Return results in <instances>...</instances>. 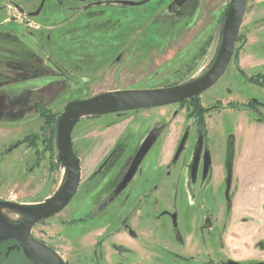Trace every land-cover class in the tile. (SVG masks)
<instances>
[{
    "label": "rangeland",
    "instance_id": "rangeland-1",
    "mask_svg": "<svg viewBox=\"0 0 264 264\" xmlns=\"http://www.w3.org/2000/svg\"><path fill=\"white\" fill-rule=\"evenodd\" d=\"M230 2L188 0L173 5L171 0H154L148 16H117V11L111 10L106 16L77 18L71 26L57 32L48 27L70 23L78 16H41L30 32L11 21L18 17L17 5L0 0V22L8 18L0 28V200L24 205L42 203L66 180V168L57 166L56 144L51 150L45 149L39 139L33 147H29L30 141L12 153L6 151L19 139L41 135L48 115L54 126L71 101L112 91L185 84L208 71L216 61L223 14ZM235 60L246 67L249 76L264 74V0H249ZM37 63L42 70L36 78L18 81L10 75L13 72L9 73L15 64ZM229 99L241 105L258 102L260 113L249 108L225 109L211 118L205 117L210 128L207 145L215 175L213 180H204L199 173L195 184L187 168L192 161V147L186 148L170 176L168 169L156 168L162 158V164H171L182 132L191 129L190 142L196 136L195 123L185 108L175 105L134 116L109 115L100 120L104 128L98 129L96 137L111 152L104 164L100 162L104 151L98 146L96 150L87 148L83 144V124L78 125L73 136L83 165L78 194L63 212L37 224L33 237L54 250L66 264H114L116 260L105 242L109 235L116 236L112 239L118 247L126 244L132 248L137 244L130 238L124 239L127 236L122 233V221H118L120 227L113 223L111 228L109 222L120 214L123 217L130 204L140 205L141 191L159 188L140 207L153 217L142 215L147 229L144 239L151 254L141 253V259L124 255L117 262L204 264L213 260L228 264V249L223 244L227 225V216L223 220V215L228 201L224 181L228 144L231 138L234 145L237 140V144L240 140L246 143L258 133L245 130V125L247 120L264 118V87L246 83L237 73L235 63H231L222 79L200 100L204 107H211ZM40 105L48 111L44 117ZM159 133L144 153L146 170L142 171L147 176L134 177L131 168L137 153L145 139ZM259 158L264 155L259 154ZM112 190L114 194L122 192L115 206L120 204L124 210L112 212L111 208L95 218L92 212L100 208ZM132 191L136 201L130 196ZM165 211L176 215V229ZM84 217L87 222L82 223ZM118 231L121 234L114 235ZM180 236L187 245L181 244ZM126 250L121 252L128 254ZM263 255L260 251L261 258ZM100 257L106 258V263ZM259 261L264 263V259Z\"/></svg>",
    "mask_w": 264,
    "mask_h": 264
},
{
    "label": "flooded vegetation",
    "instance_id": "flooded-vegetation-1",
    "mask_svg": "<svg viewBox=\"0 0 264 264\" xmlns=\"http://www.w3.org/2000/svg\"><path fill=\"white\" fill-rule=\"evenodd\" d=\"M3 1H8V2H11V3L17 5L16 8H17V16L18 17L17 18L13 17V19L11 21L13 23H17L23 29V31H25V30L30 31L31 30L30 28L33 27V25H36L37 21L35 22V20H37V18H40L41 16H78V17L74 18L72 20V22H70V23L66 22V24H65V23L59 22L60 24L55 26V27H48V28H51V31L57 32V31L65 30L66 29L65 27H67V26H71L74 23V20L77 18L81 19L84 16H106V13H108V11H111V10H114L115 12L117 11V13H118L117 16H148V14H149L148 12L150 11V4L154 0H1V2H3ZM180 1L181 2H178L176 0H171V4L176 5L178 3L177 5H181L185 2H187L188 0H180ZM193 1H195V3H196L197 0H193ZM58 5H61V6H58ZM228 6H229V4H228ZM228 6H227V8H228ZM227 8H226V10H227ZM137 10H139L140 12L141 11H143V12H141V14H139ZM226 10H225V12H226ZM225 12H224L223 16H225ZM6 21H8V18L4 17L3 20L0 22V28L4 25V23ZM41 28H44V26L40 27L39 29H41ZM51 31H48V32H51ZM30 32H32V31H30ZM30 34H33V33H30ZM239 42H240V34H239L238 39H237V43H239ZM237 43H236V45H237ZM235 59H236V48H235L234 56H233L231 63H235L237 73L245 80L246 83L257 86V87H260V86L264 87L263 86L264 74L257 73L256 75L249 76L247 73L246 67L244 68V66L240 65L239 61H237ZM10 70H12V71H9V73L10 72L14 73V75L13 74H10V75H12L14 77V79L20 81V80H28V79L36 78V76L41 74L42 68H41V66H39L38 63L37 64H15L11 67ZM178 85H182V84H175V85L169 86V87H175ZM169 87H164V88H169ZM156 89H161V88H156ZM134 90H151V89H134ZM203 95H204V93L199 95V96L193 97L189 100H186L182 103H178V104H174V105H167V106H162V107H156V108H150V109H144V110H134V111H128V112H121V113H110V114L86 117V118L81 119L78 122V124L75 126L73 133H72L73 149H74V152H75L77 158L80 161L81 180H82V174H83L82 158L77 153V149L75 148V143H74V139H73V136L75 135V132H76V129L78 128L77 127L78 125L83 124V129H84V134H85V136L83 137V144H87V148H92V149H95L98 146V147H100L101 150L104 151L102 159L100 160V162H102V164H104V162L107 160V158L109 157L111 152L109 150L110 147L109 148L108 147L103 148L102 146L105 143L100 142L99 137L98 138L96 137L95 133L98 131L99 128L103 127L100 125V120L109 117V115L132 114L134 116V115H139L141 113H144V111H156V110L161 109V108L171 107V106H175V105H179L180 107L186 109L189 117L195 123V131L194 132H195L196 136H194L193 142H190L191 138L193 137V133H192L191 129H189L188 131L186 130V131L182 132L180 144L178 145L177 150L173 155V159L171 160V164L168 161L166 163L162 164V161H164V158H162L161 162L158 163L156 168L157 169H161V168L168 169L167 173H169L168 176H170L174 167L179 163L180 158H181L182 154L185 152L186 148L192 147V161L187 165V168L192 175V179H193L194 184L197 182V180L199 178V173L202 174V177L204 178V180H206L209 177H211V180H213L214 175H215L214 167H213L212 162H211V158L209 155V149H208V145H207L208 136L210 134V128L208 126V123L205 120V117L209 116V118H211L215 112H220L221 110H225V109L241 111L242 109L249 108V109L254 110L257 114L260 113V111H259V107H258L259 106L258 102L252 101L250 103L241 105L239 102H237L234 99H229L227 103L217 102V104L215 103L214 106L204 107V105L202 104V102L200 100ZM87 99H89V98H87ZM81 100H85V99H81ZM74 101H76V100H74ZM38 107L40 108V111L42 109H44V107H41V105ZM64 110H65V108H64ZM45 112H48V111L45 109ZM58 119L54 123V126H53L56 130V137L54 140V144H56V145H57L56 138H57V122H58ZM175 119H174V121H175ZM254 122H256L258 124L263 123L264 118L263 117L262 118L257 117L254 119ZM99 132H100V130H99ZM31 135H33V134H31ZM160 135H161V133H159V135L151 134L147 140L145 139L144 146H143L142 150L141 151L139 150V154L137 153V156L135 157V160L133 161V164H132L131 174L133 176L134 175L135 176L138 175L139 177L147 176V173L143 172L146 170V168L143 167L145 165V159H144L145 154L144 153L146 151V148L150 147V145H151L150 143H152V140L154 138L157 139V137H159ZM163 136H164V134H163ZM163 136H162V138H163ZM23 139L17 140L16 144H18ZM184 139H185V142L183 144ZM231 140H233V138H231ZM231 140H230V143L233 145V148H234L233 149L234 150V156H233L231 187H230V190L228 191V193H227L228 172H227V165L226 164H225L226 174L224 176V181L226 183V195L228 198V201L226 204V211H225V214L223 215V220H225L224 219L225 215L227 216V219L224 221L226 223H228L230 216H231V213H232V202H233V197H234L233 170H234V160H235V145ZM230 143L228 144V148H229ZM22 145H24V144H20L19 147ZM10 147L7 148L6 151H8L10 149ZM19 147H17L16 149H18ZM181 147H182V151H181L179 157L177 158V153ZM57 148H58V146H57ZM58 154H59V149H58ZM227 155H228V149H227ZM227 155H226V162H227ZM58 162H59V157L57 155V163ZM61 166L64 167L62 164H61ZM97 166L94 168V171L97 170V168H98ZM139 170H141V171H139ZM94 171L91 174H93ZM219 172H221V171L219 170ZM101 174H102V172H101ZM217 176L219 178V175H217ZM80 185H81V181H80ZM80 185H79V187H80ZM78 191H79V188H78ZM78 191H77L76 195L78 194ZM157 192H159V188L153 192H151L149 190H148V192L147 191H141V195L143 198L141 201V204L140 205H137L135 203L130 204L124 210V206H121L120 204H118V206H115L116 202H120L119 198L123 195L122 192H118L117 194H114V191L112 190V192L109 194L108 198L104 200V202L100 206V208H98V210L92 212L94 214V217L97 218L99 215L106 213L108 211V209H111V208L113 209L112 212L124 210V212H123L124 216L121 217L122 215L120 214L119 215L120 217L119 218L117 217L118 219L113 220L112 222H109V225H110L109 227L111 228L113 223H116L118 226V221H122L123 226L125 227V231L122 233H124V236H127V237H124V239L130 238L131 240H133V242H136L137 245L133 246L131 248L130 246H128L126 244H121L118 247L116 242H114V240H113L116 236L109 235V237L106 239L105 242H107V245H109L110 250L113 253L111 255V257H113V259L116 260V263L114 262V264H119L117 262V260L119 259V257H123L124 255H125V257L126 256H130V257L134 256L138 259H141V257L138 256V255H141V253L143 255H146V254L150 255L151 254V248L148 247V245L145 243L147 241L144 239L147 235V231H146L147 229L143 226L145 220L142 219L143 218L142 215L147 216L148 219H152L153 217L149 216L148 213L145 214V211L140 209V207L143 203L147 204V202L150 200L152 195H154V193H157ZM135 194L136 193L132 191L130 193V196L134 197ZM133 200H135V197ZM68 205H67V207H68ZM63 211H61V212H63ZM60 213H58V214H60ZM58 214H56V215H58ZM164 215L171 217V219L174 222L173 228L176 229L177 228L176 215H173L169 211H165ZM136 221H137V223H135ZM81 222L82 223L87 222V221H85V217L81 220ZM118 227H120V226H118ZM118 227H115V230H117ZM127 227H128V230L126 229ZM225 227H227V225ZM130 233H132V235H129ZM107 234H109V233H107ZM120 234H121V231L114 233V235H117V236H119ZM225 235H226V228H225ZM180 241H181V244L183 246H185V244L187 245V243L184 242V240L182 239L181 236H180ZM12 244L15 245V243H12ZM223 244L226 247L225 242H223ZM189 246H192V243L191 244L189 243ZM258 247L261 250L264 249V243L260 244ZM113 248H114V250H113ZM124 249H128L125 252L128 254H123L121 252ZM19 252H22V250H20ZM22 254H23V252H22ZM228 254H229V252H228ZM100 259H102L103 262L106 263V260H107L106 258L100 257ZM263 259H264V255H263L262 259H260V260H263ZM11 261L12 262L8 263V264H23L22 262H20V263L16 262L15 259L11 260ZM227 261H228L227 262L228 264H264L263 262H261L259 260H252V261L251 260H245V261L241 262L239 260H235L232 257H230V254H229ZM205 263L206 264H225L222 262L215 263L213 260H210V261L205 262ZM69 264H72V263H69Z\"/></svg>",
    "mask_w": 264,
    "mask_h": 264
},
{
    "label": "water",
    "instance_id": "water-1",
    "mask_svg": "<svg viewBox=\"0 0 264 264\" xmlns=\"http://www.w3.org/2000/svg\"><path fill=\"white\" fill-rule=\"evenodd\" d=\"M249 0H231L225 12L223 34L216 61L200 77L182 85L151 90H120L99 94L85 100L69 102L57 122L59 162L67 169L61 188L42 203L24 205L0 200V209L18 216L11 220L0 215V249L5 243H15L31 264H66L47 245L33 237L35 226L63 211L76 195L81 168L72 143V133L78 122L86 117L144 110L182 103L199 96L215 86L226 74L233 59ZM185 139L183 141V144ZM230 143L227 155V193L231 187L234 150ZM182 147L177 153V158Z\"/></svg>",
    "mask_w": 264,
    "mask_h": 264
},
{
    "label": "crops",
    "instance_id": "crops-1",
    "mask_svg": "<svg viewBox=\"0 0 264 264\" xmlns=\"http://www.w3.org/2000/svg\"><path fill=\"white\" fill-rule=\"evenodd\" d=\"M245 126L258 133L235 145L234 197L225 235L230 257L239 261L260 260V251L264 253L258 247L264 243V158H259L264 155V124L247 120Z\"/></svg>",
    "mask_w": 264,
    "mask_h": 264
},
{
    "label": "trees",
    "instance_id": "trees-1",
    "mask_svg": "<svg viewBox=\"0 0 264 264\" xmlns=\"http://www.w3.org/2000/svg\"><path fill=\"white\" fill-rule=\"evenodd\" d=\"M263 86H264V84H263ZM41 115H42V117L46 116L45 109L41 110ZM50 116L51 115L47 116V120H46L45 126L41 129V132H40L41 135H30V136L25 137L18 144H16L17 142H15L10 147V149L7 151V153L13 152L14 149L19 147L20 144H27L30 141H31V143H29L30 144L29 146L33 147V145H35L39 141V139H41L42 144L45 147H47L45 149L51 150L52 149V145L54 144L55 137H56V130L53 127V123L49 119ZM57 166H61V164L58 162ZM12 243L8 242V243H5V244L1 245V249H0V264L11 263L12 262L11 260H14V259H15L16 262H19V263L22 262L23 264H31L29 261H27L25 259V257L22 254V252H19L20 249L15 247V245L12 244Z\"/></svg>",
    "mask_w": 264,
    "mask_h": 264
},
{
    "label": "bare ground",
    "instance_id": "bare-ground-1",
    "mask_svg": "<svg viewBox=\"0 0 264 264\" xmlns=\"http://www.w3.org/2000/svg\"><path fill=\"white\" fill-rule=\"evenodd\" d=\"M0 215L5 217V218H8V219H11V220H16L18 219V216L14 213H10L8 212L7 210H4V209H0Z\"/></svg>",
    "mask_w": 264,
    "mask_h": 264
}]
</instances>
